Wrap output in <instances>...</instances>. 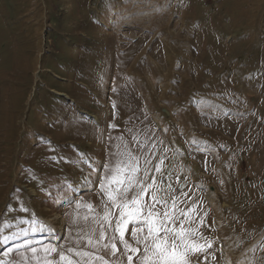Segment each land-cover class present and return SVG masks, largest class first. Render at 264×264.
<instances>
[{
  "label": "rangeland",
  "instance_id": "obj_1",
  "mask_svg": "<svg viewBox=\"0 0 264 264\" xmlns=\"http://www.w3.org/2000/svg\"><path fill=\"white\" fill-rule=\"evenodd\" d=\"M119 161L189 264H264V0H0V264L98 236Z\"/></svg>",
  "mask_w": 264,
  "mask_h": 264
},
{
  "label": "snow or ice",
  "instance_id": "obj_2",
  "mask_svg": "<svg viewBox=\"0 0 264 264\" xmlns=\"http://www.w3.org/2000/svg\"><path fill=\"white\" fill-rule=\"evenodd\" d=\"M105 167L111 175L106 173L100 184L101 190L108 196L111 208L97 221L98 236L95 229L92 235L86 234L83 248L78 245L75 249H64L62 245L50 243L42 247L43 256L37 255V249L33 248L31 251L35 264H125L124 257L127 264H133L134 257L135 264H189V255L211 247V244L191 242L196 229L184 227L185 223H191V218L179 210L180 215L185 217L180 220L174 200L169 210L167 202L156 200L154 194L153 204L144 201L148 186L133 191L140 184L136 179L139 171L136 165L119 161L112 168L107 165ZM113 185L116 187L113 188ZM157 203L164 207L162 212L155 207ZM111 209L117 210L119 215L116 216ZM177 221L180 225L178 229L175 227ZM129 224L132 225L131 236L135 246L125 239ZM117 242L123 251H120ZM101 250L115 259L100 255Z\"/></svg>",
  "mask_w": 264,
  "mask_h": 264
}]
</instances>
